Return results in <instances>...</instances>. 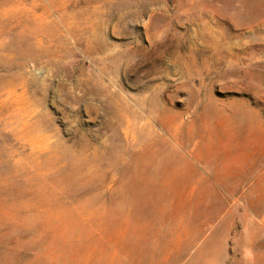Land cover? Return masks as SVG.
I'll return each instance as SVG.
<instances>
[{
	"label": "rangeland",
	"instance_id": "1",
	"mask_svg": "<svg viewBox=\"0 0 264 264\" xmlns=\"http://www.w3.org/2000/svg\"><path fill=\"white\" fill-rule=\"evenodd\" d=\"M0 264H264V0H0Z\"/></svg>",
	"mask_w": 264,
	"mask_h": 264
},
{
	"label": "crops",
	"instance_id": "2",
	"mask_svg": "<svg viewBox=\"0 0 264 264\" xmlns=\"http://www.w3.org/2000/svg\"><path fill=\"white\" fill-rule=\"evenodd\" d=\"M213 235V234H212Z\"/></svg>",
	"mask_w": 264,
	"mask_h": 264
}]
</instances>
